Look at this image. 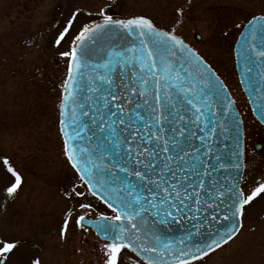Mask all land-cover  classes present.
Masks as SVG:
<instances>
[{
  "label": "snow or ice",
  "instance_id": "1",
  "mask_svg": "<svg viewBox=\"0 0 264 264\" xmlns=\"http://www.w3.org/2000/svg\"><path fill=\"white\" fill-rule=\"evenodd\" d=\"M75 18L73 13L57 45L71 35ZM98 18L102 23L82 26L70 50L60 53L69 60L59 130L64 156L84 188L69 197L91 195L107 211L86 225V215L97 208L81 201L84 214L73 216L75 206L66 210L59 235L65 237L70 221L85 232L94 228L104 240L103 264H122L125 250L135 254V264H199L239 238L246 208L264 196V183L241 186L238 160L214 152L213 137L228 130L217 112L230 113L235 101L175 28H158L143 16L113 19L103 8ZM113 31L121 43L91 50L98 36ZM250 35L254 41L255 25ZM250 50L264 60V49L250 43ZM3 164L14 177L6 188L11 197L21 177L7 158ZM231 169L239 179L223 174ZM171 225L182 229L179 236L171 234ZM17 246L15 240L0 242V257Z\"/></svg>",
  "mask_w": 264,
  "mask_h": 264
},
{
  "label": "rangeland",
  "instance_id": "2",
  "mask_svg": "<svg viewBox=\"0 0 264 264\" xmlns=\"http://www.w3.org/2000/svg\"><path fill=\"white\" fill-rule=\"evenodd\" d=\"M106 15L145 17L176 34L215 71L235 101L244 128L247 167L246 189L264 180V152L253 146L263 130L251 115L239 87L233 46L244 24L264 16V0H0V242L15 240L17 248L5 264H103V243L90 230L70 228L59 235L66 210L84 214L78 203L91 201L96 213L107 211L88 195L70 198L82 183L70 168L58 131L61 85L67 75L69 51L82 26ZM76 13L71 35L55 43L67 21ZM196 36L199 39H196ZM21 177L16 193L6 188L14 182L3 164ZM261 179V180H262ZM260 183V182H259ZM245 228L235 241L212 253L199 264H264V196L244 215ZM122 264H130L123 257Z\"/></svg>",
  "mask_w": 264,
  "mask_h": 264
},
{
  "label": "water",
  "instance_id": "3",
  "mask_svg": "<svg viewBox=\"0 0 264 264\" xmlns=\"http://www.w3.org/2000/svg\"><path fill=\"white\" fill-rule=\"evenodd\" d=\"M261 17L264 16H256L255 18H261ZM253 18H251L243 26L241 32L239 33L236 39V42L233 46V59H234V67H235L237 80L247 100L251 114L256 119V121L261 126L264 127V119L260 118L261 111L262 109H264V78H262V74H264V60H261L259 57L255 55V53H253L250 50V43H255L258 50L264 49V44L261 43V39L262 37H264V29H262L261 27V25H264V19L256 20ZM127 19H131V18H125V20ZM96 23H102V20ZM252 25H255V32H256V38L254 41L252 40V36L250 35V33L252 32ZM246 38L249 41V43L245 42ZM97 41L98 42L96 45H91V44L89 45V47L93 52H97L99 51L100 48L106 47L109 44V42L112 43L122 42L120 37L116 34L115 31L101 34L100 36H98ZM246 67L252 68V71L250 73L246 72L245 71ZM227 94L229 95L228 91ZM223 95H225V93H221V96ZM59 112H60V104H59ZM217 117H220L227 121L228 130L226 132H223L222 134H218L215 137H213L215 141L214 152L223 155L226 160L227 159H231L232 161L238 160V162L241 165V168L239 169V173L242 175L243 129L239 114L237 113L235 106H233V109L230 111V113L225 114L222 111H218ZM60 119L61 117L59 115V120ZM216 122L217 124H219L220 120L218 119ZM58 128L60 129L59 122H58ZM62 142H63V138H62ZM63 149H64V145H63ZM223 174L225 175L231 174L233 176H237V179L240 178L237 175V170L235 169H231L230 173H223ZM89 220H94V219L86 218L85 219L86 225L88 224ZM88 228L91 229L101 241H104L102 236L97 235L94 228L92 227H88ZM171 228L173 230L171 234L176 236H179L181 234L182 229H180L178 225H171ZM130 254L135 257L134 253H130Z\"/></svg>",
  "mask_w": 264,
  "mask_h": 264
},
{
  "label": "flooded vegetation",
  "instance_id": "4",
  "mask_svg": "<svg viewBox=\"0 0 264 264\" xmlns=\"http://www.w3.org/2000/svg\"><path fill=\"white\" fill-rule=\"evenodd\" d=\"M263 130V129H262ZM263 134H264V130H263ZM261 142H257L255 145H254V150L255 152H258V153H262L264 152V135H262V139L260 140ZM244 161H245V154H244ZM246 162V161H245ZM245 162H244V173H243V182L241 183V186L242 187H246L245 185L247 184V180H246V175H247V167L245 165ZM256 181L254 184H258L259 182L260 183H264V180L262 178H260L259 176L256 177ZM262 179V180H261ZM248 185V184H247ZM127 259L129 260L130 264H135V260L132 259V258H128Z\"/></svg>",
  "mask_w": 264,
  "mask_h": 264
}]
</instances>
